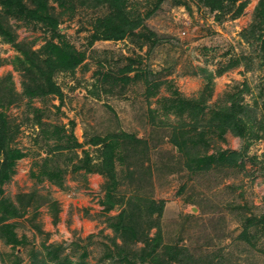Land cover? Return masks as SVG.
Listing matches in <instances>:
<instances>
[{
    "label": "rangeland",
    "instance_id": "obj_1",
    "mask_svg": "<svg viewBox=\"0 0 264 264\" xmlns=\"http://www.w3.org/2000/svg\"><path fill=\"white\" fill-rule=\"evenodd\" d=\"M158 1L127 0L128 20L142 24L92 44L108 4L70 12L50 0L56 31L7 16L25 49L44 52L56 32L85 56L54 75L61 95L32 96L38 72L0 34V111L9 146L23 153L0 184V264H264L260 0H238L246 3L238 15L198 0ZM232 93L252 131L223 139L214 110ZM204 94L197 118L171 109L174 97ZM180 131L187 147L173 142ZM233 152L241 156L232 164L222 160Z\"/></svg>",
    "mask_w": 264,
    "mask_h": 264
},
{
    "label": "trees",
    "instance_id": "obj_2",
    "mask_svg": "<svg viewBox=\"0 0 264 264\" xmlns=\"http://www.w3.org/2000/svg\"><path fill=\"white\" fill-rule=\"evenodd\" d=\"M58 3L59 6L64 7L65 11H74L77 4L80 5H97V4H108L111 8V15L105 18H97L95 31L92 34L90 43L92 44L96 39H121L127 32L133 31L140 24L142 20L130 21L126 16V4L127 0H53ZM91 1H94L90 3ZM160 1V0H159ZM158 1V2H159ZM207 5L211 10H222L224 12H230V10L235 8V15L242 12L245 6V2L237 4L238 0H198ZM90 3V4H89ZM52 5H50V0H0V34L5 40L15 44V47L21 51L23 57L18 56L17 58L26 63H30L25 68L29 71L38 72V85L37 89L30 91L33 95H47L49 93L61 95V90L59 86L54 81V75L60 71H74L76 66L84 60V52L73 49L71 45L66 42V40L55 32L58 36L59 41H49L48 45L45 46V51L40 52L35 49H25L22 43H15V35L11 32L6 18L8 15L16 16L17 18L24 19L26 22L31 23H41L46 26L48 30L56 31L59 24L58 15L52 12ZM257 11L259 16L263 19L264 24V0H260L257 6ZM149 13L148 15H150ZM126 24V25H125ZM260 28H264V25H260ZM154 34L140 33V36H145L146 40L154 43L156 39H152ZM153 40V41H152ZM264 47V38H263ZM236 64L230 63L229 65L222 67L217 70L218 74H222L230 66ZM132 70V66H126L122 71L129 72ZM209 72V71H208ZM208 89H211V83L214 78V74L210 71L208 73ZM157 85L154 84L153 88L157 89ZM238 94H229L230 105L221 106L220 109L214 110L215 118L218 122L212 123L217 129L220 130V137L225 139L224 134L227 131H231L233 134L240 137H247L251 134V126L248 124V107L241 104V98ZM178 96L174 97L170 101L171 109L177 107L178 112L183 114L186 110L190 108V115L192 118H197V115L202 111V105L206 101V95L197 99H185ZM179 99L180 102H179ZM187 105V106H186ZM187 110V111H188ZM247 117V120H246ZM197 122V121H195ZM196 124V123H195ZM192 139V138H191ZM204 139L203 136L200 138ZM11 137L8 134L6 127V116L4 111H0V184L9 178V171L15 163V160L23 156V153L19 149H14L9 146ZM189 138L185 137L183 131H180L179 136L173 138V142L176 143L179 148L183 145L187 147V142ZM194 140V139H192ZM195 142V141H194ZM107 146H110L108 144ZM191 150V149H187ZM189 152V151H187ZM240 153L233 152L229 156H222V160L227 159L229 164L232 161L237 160L240 157ZM207 158V157H206ZM210 158V157H209ZM204 157L196 159L197 163H201ZM107 167L110 168V174L114 175L112 170L113 156L111 153L106 154ZM224 162L221 165H225ZM209 166V165H207ZM190 168H193L192 164H189ZM197 167L200 168L198 165Z\"/></svg>",
    "mask_w": 264,
    "mask_h": 264
}]
</instances>
